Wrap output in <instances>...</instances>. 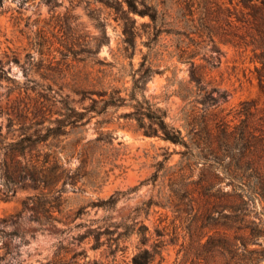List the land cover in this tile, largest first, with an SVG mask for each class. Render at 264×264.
Here are the masks:
<instances>
[{
  "label": "rangeland",
  "instance_id": "1",
  "mask_svg": "<svg viewBox=\"0 0 264 264\" xmlns=\"http://www.w3.org/2000/svg\"><path fill=\"white\" fill-rule=\"evenodd\" d=\"M49 1L0 0V128L11 138L38 123L46 128L66 103L83 111L97 92L117 88L126 96L141 68L153 74L147 97L202 149L204 128L240 125L244 103L264 113L261 64L252 31L237 20L239 0H148L160 18L153 25L136 16L135 47L124 42L115 12L96 0ZM131 111L89 114L31 152L46 178H30L9 200L0 196V264H132L142 248L157 249L153 264H199L195 248L211 218H220L207 195L232 188L219 180L209 189L210 156L182 155L184 147L144 136L126 117ZM246 212V221L258 222L263 205Z\"/></svg>",
  "mask_w": 264,
  "mask_h": 264
},
{
  "label": "trees",
  "instance_id": "2",
  "mask_svg": "<svg viewBox=\"0 0 264 264\" xmlns=\"http://www.w3.org/2000/svg\"><path fill=\"white\" fill-rule=\"evenodd\" d=\"M96 1L115 12L117 20L123 24L124 42L131 47L136 46L140 36L136 16L149 18V24L153 25L158 23L160 18L158 8L148 0ZM52 2L53 0L49 1ZM237 5L241 7L242 13V17L237 20L247 25L253 33L255 56L261 64L258 69L259 87L264 93V0H239ZM191 74L192 80L200 85L202 79L197 72L193 71ZM152 76L149 71L139 69L133 75V84L131 89L127 90L126 96L117 88L97 92L99 98L90 97L91 103L84 107L83 111L66 103L65 112L60 114V118L51 121L46 128L38 129L42 123L36 124L32 133L22 132L19 136L11 138L9 132L5 134L0 128L1 198L9 200L25 181L30 178L34 180L46 173V165H39L30 159L31 152L38 146L50 138L67 134L66 129L78 127L89 114L101 115L110 108L130 107L132 111L127 113L126 117L136 120L138 130L144 136L182 146L185 148V151L180 152L182 155L189 152L197 157L210 156L212 166L204 175L205 182L211 186L209 189L215 188L219 180H228L232 188L231 192L225 194H221L219 190L220 197L217 194L207 195L210 211L218 212L220 218H211V231L203 236L206 241L199 242L195 248L196 261L199 264H262L264 257L261 255L264 248L259 250L252 246L264 247L261 241L264 239V113L258 110L257 104L244 103L240 112L244 118L240 125L232 128L225 124L218 128L216 133L209 127L204 128L207 148L202 149L199 144H192L190 132L185 135L180 128L170 123L167 111L147 97V84ZM221 98L225 99V95L221 94ZM202 102L208 103L207 99ZM56 161L57 165H60L61 157L58 154ZM160 166L162 167L163 163H160ZM208 175L213 181H207ZM223 200L233 205H224ZM256 202L263 205V212L258 214L259 221H246L249 216L246 209L250 205L255 206ZM117 203L118 199L113 196L105 201V205L111 209ZM153 204L160 203L149 202L145 205L148 207ZM225 210L230 212L224 213ZM238 222L247 223L248 226L237 229ZM15 235L19 237L17 233ZM141 244L146 245L145 238L141 239ZM156 250L140 249L134 255L132 264H153L158 255Z\"/></svg>",
  "mask_w": 264,
  "mask_h": 264
}]
</instances>
